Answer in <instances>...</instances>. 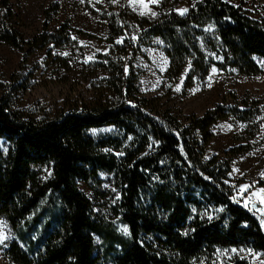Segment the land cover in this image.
<instances>
[{"label": "trees", "instance_id": "16d2710c", "mask_svg": "<svg viewBox=\"0 0 264 264\" xmlns=\"http://www.w3.org/2000/svg\"><path fill=\"white\" fill-rule=\"evenodd\" d=\"M14 16L11 0H0V41L23 51L25 62L50 43L61 47L72 39L64 23L27 40ZM129 16L113 7L107 16L111 48L98 62L106 76L92 99H70L45 117L13 109L18 85L0 96V215L23 243L8 250L17 264H194L218 248L264 252V217L240 203L228 183L230 160L246 148L233 147L229 159L205 156L217 122L231 116L248 121L253 111L220 103L182 122L141 95L133 68L141 48L159 38L171 77L189 63L191 76L207 71L202 39L240 72L261 73L254 56L264 60V16L227 0H198L185 14L169 10L138 26ZM126 28L131 36L122 37ZM104 126L121 133H89ZM1 140L9 144L6 152ZM101 171L116 178L121 196L115 213L128 235L97 220L80 188ZM233 264L252 263L237 258Z\"/></svg>", "mask_w": 264, "mask_h": 264}, {"label": "rangeland", "instance_id": "374dc122", "mask_svg": "<svg viewBox=\"0 0 264 264\" xmlns=\"http://www.w3.org/2000/svg\"><path fill=\"white\" fill-rule=\"evenodd\" d=\"M197 1L11 0L14 27L25 39L52 33L64 23L69 26L72 39L61 47L50 43L33 52L26 62L23 51L0 41V96L11 85L14 89L18 85L13 109L33 111L45 117L54 116L70 99L90 100L95 95V84L106 76L98 62L99 55L111 48L107 40V16L112 7L128 13L133 25L138 26L140 19L152 20L169 10L185 14ZM227 1L241 6L253 17L264 16V0ZM124 32L122 37L131 36L129 28ZM200 45L209 63L208 70L191 76L189 63L177 78L168 74L170 61L161 39L155 38L143 46L133 62L138 88L141 95L154 103L157 112L172 114L182 122L220 103L253 111L255 116L248 121L231 116L217 122L205 156L229 159L227 153L233 147L246 148L230 160L228 183L240 203L251 206L264 217V193L260 192L264 189V60L254 56L263 71L249 75L225 63L224 56L211 50L204 40H200ZM89 133L102 137L121 132L114 126H104ZM8 146L1 140L4 152ZM44 173L47 176L50 170L45 168ZM79 185L91 200L95 218L113 224L117 231L128 235V228L115 213L121 195L114 174L101 171L96 179L80 181ZM94 240L97 251L102 252L103 240L96 234ZM15 241L23 246L6 217L0 215V264H17L8 252ZM237 258L263 264L264 252L246 246L218 248L211 258H201L194 264H233Z\"/></svg>", "mask_w": 264, "mask_h": 264}, {"label": "snow or ice", "instance_id": "6c2138e0", "mask_svg": "<svg viewBox=\"0 0 264 264\" xmlns=\"http://www.w3.org/2000/svg\"><path fill=\"white\" fill-rule=\"evenodd\" d=\"M260 192H261V193H264V189H261ZM253 195H256V194L254 193Z\"/></svg>", "mask_w": 264, "mask_h": 264}]
</instances>
